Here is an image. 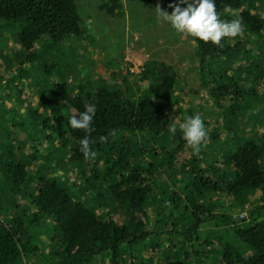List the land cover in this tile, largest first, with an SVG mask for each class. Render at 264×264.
Masks as SVG:
<instances>
[{"label": "trees", "instance_id": "trees-1", "mask_svg": "<svg viewBox=\"0 0 264 264\" xmlns=\"http://www.w3.org/2000/svg\"><path fill=\"white\" fill-rule=\"evenodd\" d=\"M75 2L0 0V28L15 26L18 41V71L6 79L18 75V117L6 122L1 143L10 148L0 153V264H264L262 0H216L225 21L233 16L226 6L235 13L247 5L239 14L243 34L223 38L222 47L194 39L210 97L237 122L260 126L243 141L228 139L212 158L210 147L193 154L179 127L176 138L167 134L163 115L177 77L164 62L146 67L149 84L137 100L105 87L95 96L83 88L74 94L50 82L53 65L42 63L35 47L47 39L61 48L81 35ZM103 8L114 15L120 0ZM230 62L232 68L221 67ZM88 104L96 107L94 160L79 151L84 131L68 125ZM125 135L150 141L143 148L152 162L128 141L117 147L115 139ZM177 160L184 164L181 187L162 186L161 171ZM209 196L249 212L236 220L219 213Z\"/></svg>", "mask_w": 264, "mask_h": 264}, {"label": "rangeland", "instance_id": "rangeland-1", "mask_svg": "<svg viewBox=\"0 0 264 264\" xmlns=\"http://www.w3.org/2000/svg\"><path fill=\"white\" fill-rule=\"evenodd\" d=\"M109 2L110 0H76L75 5L81 17V35L70 39L61 48L53 47L47 39L36 44L35 53L41 62L53 65L49 76L52 84L74 94L83 88L85 95L91 96L105 87L130 100H137L149 84L143 73L146 67L155 61L164 62L177 77L175 92L171 98L172 106H166L163 115L166 130L167 125L175 124L178 128L184 118L199 114L208 132L206 144L202 146L210 147L206 151L208 158L218 155L222 144L228 139V143L232 145L233 141H243L248 136L259 134L260 126L255 122L249 127L246 121L237 122L227 113L225 104L210 97L199 67L195 40L175 33L167 23L157 19V6L170 14L172 9L169 5H174L176 0H120L121 8L114 15L103 8ZM261 7L264 14V0ZM245 8L247 5L235 10L236 15L231 18L239 17L241 10ZM17 59V28L5 25L0 28V112L4 116L1 119L0 115V153L10 148H5L2 144L7 142L4 130L6 122L18 117V75L9 82L6 81L12 72L18 71ZM230 65L226 63L224 66L222 63L221 67L229 69L232 68L231 62ZM29 77V83L36 94L40 87L34 69L30 71ZM167 134L171 139L176 138L174 134ZM214 136L219 138L216 142L213 140ZM127 141L144 152L146 161L152 162L143 148L145 145L151 148L150 141L145 143L141 136L130 135L115 139L117 147L123 146ZM188 155H192V152L188 151ZM182 164L179 160L171 162L169 167L161 171L159 183L172 189H176V185L180 188L184 179ZM205 164L212 166L210 160ZM0 185L3 183L0 182ZM2 189L6 194L9 193L4 186ZM209 197L207 201L211 200L215 207L221 208L217 210L219 213H226L236 220L247 216L249 212V207H244L241 211L233 201L224 197ZM228 239L243 249L242 244L235 242L230 236Z\"/></svg>", "mask_w": 264, "mask_h": 264}, {"label": "clouds", "instance_id": "clouds-1", "mask_svg": "<svg viewBox=\"0 0 264 264\" xmlns=\"http://www.w3.org/2000/svg\"><path fill=\"white\" fill-rule=\"evenodd\" d=\"M184 5V7H181ZM171 13L161 11L159 6L155 9L158 13L157 19L167 23L175 33L188 36L195 40L211 42L213 45L223 46V38H237L243 34L242 20L237 17L230 21L221 20L217 12L216 0H176L174 5L170 4ZM225 12L231 13L229 7ZM96 107L93 104L85 106L82 112L68 117V125L72 129L83 130L85 135L79 141V151L86 160H94L96 153L89 148V134L92 131L93 117ZM182 138L192 149L194 154H199L201 148L206 144L208 132L205 123L199 114L186 117L178 125ZM177 126L167 125V132L175 134Z\"/></svg>", "mask_w": 264, "mask_h": 264}]
</instances>
